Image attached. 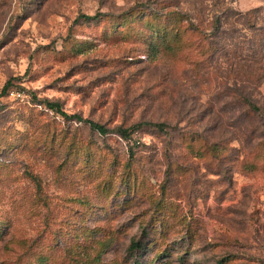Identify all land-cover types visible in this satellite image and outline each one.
Masks as SVG:
<instances>
[{
	"label": "rangeland",
	"instance_id": "obj_1",
	"mask_svg": "<svg viewBox=\"0 0 264 264\" xmlns=\"http://www.w3.org/2000/svg\"><path fill=\"white\" fill-rule=\"evenodd\" d=\"M0 206V264H264V0H0Z\"/></svg>",
	"mask_w": 264,
	"mask_h": 264
},
{
	"label": "trees",
	"instance_id": "obj_2",
	"mask_svg": "<svg viewBox=\"0 0 264 264\" xmlns=\"http://www.w3.org/2000/svg\"><path fill=\"white\" fill-rule=\"evenodd\" d=\"M81 17H83V19L85 21L97 19V15H94V16L82 15ZM5 90H6V88H3V91H5ZM44 105H45V107L47 109H49L52 112H55L56 114H59L61 117L65 118V119H73L74 118V119H76L79 122L87 124L90 129L97 131L101 135H105L107 133V129L104 126H102V125H99V124H97V123H95L93 121L87 120V119H83L82 117H80L78 115H68V114H66L61 109L60 104H58L56 102L44 101ZM154 126L158 127V128H162L163 127L162 125H154ZM119 133H120V135L122 137H125V135H126V133L124 131H122V130H120ZM135 247H138V246H135Z\"/></svg>",
	"mask_w": 264,
	"mask_h": 264
},
{
	"label": "clouds",
	"instance_id": "obj_3",
	"mask_svg": "<svg viewBox=\"0 0 264 264\" xmlns=\"http://www.w3.org/2000/svg\"><path fill=\"white\" fill-rule=\"evenodd\" d=\"M7 206H0V219L4 218L5 214L9 213Z\"/></svg>",
	"mask_w": 264,
	"mask_h": 264
}]
</instances>
